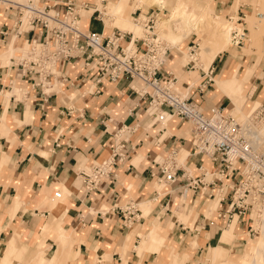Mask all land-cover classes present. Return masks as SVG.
Listing matches in <instances>:
<instances>
[{
  "label": "crops",
  "instance_id": "obj_1",
  "mask_svg": "<svg viewBox=\"0 0 264 264\" xmlns=\"http://www.w3.org/2000/svg\"><path fill=\"white\" fill-rule=\"evenodd\" d=\"M110 1L114 4L107 9L113 14L100 9V6L107 7L108 0H102L100 5L93 0L81 1L87 4V9L79 11L81 28L102 33L105 37L127 33L123 30L129 26L128 21L115 16H121L126 9L119 13L114 6L118 0ZM163 1V9H166V1ZM234 1L214 0L215 12L226 13L232 18L228 12ZM238 6L237 22L243 21V11L247 10L243 5ZM56 9L61 14L66 11L63 5ZM143 9L142 6L137 8L130 16ZM177 10L162 18L160 25L184 8ZM151 11L161 12L162 9L146 10ZM201 11L210 12L209 6ZM188 14L197 15L195 12ZM15 17V13L0 3V31L10 29ZM110 19L112 24L109 25ZM166 29L167 26L162 27V32ZM185 37L181 34L180 38ZM128 39L125 35L123 42L127 43ZM21 45L22 40L12 43L0 34V264H25L26 251L38 250L50 258L58 248L57 234L54 231L44 233L49 226L55 225L67 235H75L78 254L69 264H158L161 255L158 256L155 249L138 251L142 241L140 232H147L146 238L165 234L169 246L187 255L184 264H201L197 259L199 253L204 254L199 256L203 261L210 253L208 263L213 264L218 249L224 257L222 261H229L223 246L231 242L223 244V237L231 232L223 233L224 223L218 216L229 201L225 187L216 193L217 185L205 184L204 188L192 192L185 191L184 182L178 181L167 185L163 191L155 189L156 159L166 157L173 150L180 155L181 164L194 175H200V167L214 171V165L208 159L193 155L187 125L174 119L159 128L158 122H153L151 114L147 113L146 100L132 91V86L136 88L135 82L121 79L97 83L96 77H89L78 63L61 65L68 73V83L54 87L53 94L47 99L34 91L19 98L10 87L14 78L9 67L11 56L5 62L4 58L11 46L18 52ZM193 46L190 42L188 47L191 50ZM241 68L243 65L237 57L221 53L206 73L192 64L181 66L169 49L167 63L160 69L158 77L161 83L174 77L180 89L188 92L191 100L209 113L213 108L225 111L231 105L235 108V104L226 97L211 101L209 97L216 92L207 93L210 85H206L207 78L214 82L211 77L221 75L218 86L231 88L230 77L237 76ZM251 70L252 65L242 70L248 72L246 85ZM253 75L250 94L254 99L261 98L264 105V65L258 64ZM17 85L29 86L26 81L17 82ZM126 128L131 131L125 135V161L117 165L114 177L105 181L98 191L87 195L78 178V170L110 157L115 136ZM218 197L216 210L209 218L205 211ZM129 202L135 203L139 211L137 221L131 225L123 223L118 210ZM138 205L150 212L143 215ZM179 213L188 216L187 224L180 222ZM245 224V218L237 219V238L228 250L245 248L247 240L244 236L247 230L250 232ZM129 236H133L130 245Z\"/></svg>",
  "mask_w": 264,
  "mask_h": 264
},
{
  "label": "built area",
  "instance_id": "obj_2",
  "mask_svg": "<svg viewBox=\"0 0 264 264\" xmlns=\"http://www.w3.org/2000/svg\"><path fill=\"white\" fill-rule=\"evenodd\" d=\"M0 3L16 16L11 28L0 34L12 43L22 40L18 55L11 58L9 64L14 73L10 87H16L21 97L34 91L47 99L54 87L68 83V73L61 65L72 63H78L89 77H96L97 83L121 79L138 82L140 87L132 86L131 89L146 100L147 113L151 114L153 122L175 119L187 125L193 155L206 158L214 165L211 174L200 167L201 173L196 176L185 164L179 163L178 153L173 150L166 157L156 159V185L182 181L185 191L192 192L204 188L205 184L217 185V193L223 190L225 181L231 196L218 216L228 224L234 216L245 218L264 200V105L253 108L240 121L223 108H213L206 113L191 100L188 92L184 97L172 89L177 83L174 77L161 83L158 73L167 63L169 48L155 33L160 11L143 14L139 10L134 15L135 23L143 29L142 37L130 32L105 37L81 28L79 11L87 9L84 2L28 0L21 4L0 0ZM59 5L65 7L64 14L56 9ZM125 35L129 37L127 43L123 42ZM246 39L245 29L235 27L230 34V45L241 47ZM20 81L28 82L29 88L17 85ZM211 81L208 77L206 85ZM160 123L159 128H162L164 125ZM130 131L126 128L115 136L110 157L78 170V178L87 195L98 191L105 181L114 177L117 165L125 161V135ZM118 210L124 224L137 221L139 211L135 203L129 202Z\"/></svg>",
  "mask_w": 264,
  "mask_h": 264
},
{
  "label": "rangeland",
  "instance_id": "obj_3",
  "mask_svg": "<svg viewBox=\"0 0 264 264\" xmlns=\"http://www.w3.org/2000/svg\"><path fill=\"white\" fill-rule=\"evenodd\" d=\"M18 3L24 4L26 3L28 0H16ZM81 1H85V0H77V3H82ZM102 0H93V2L96 3V5H100ZM131 4L129 6H127L126 11L124 14L120 15H115L118 19H122V20H127L129 23V26L127 27L126 30L123 31H129L135 34V37H142L143 36V29L138 26L135 23L134 20V16L131 17L130 13L133 12L134 10H136L137 8H140L141 6L144 7V9L142 10L143 14L146 13V10L149 8H155L158 7L160 9L161 8V2L160 0H130ZM129 1V2H130ZM165 4L164 6L166 7V9H162L163 11L160 12L159 18H167L171 15V13L173 12L174 9H178L180 7L184 8V10H186L187 12H185L184 10L176 13L179 14L180 13H184L186 16H191L188 13H192L195 12L197 15L194 17H199L200 15H202L204 12H208L207 14H209L200 24L199 27H197V29L194 28V26L192 25V23H186V22H175V23H165V25L161 26V21L159 22V20L157 21L156 27H155V33L157 34V36L159 37V39L167 46V48H169L171 50V52L177 57L178 59V64H181V66H186L188 64H192L194 65L198 70L202 69L203 72H208L211 64L213 63L214 59L217 57V55L221 54V53H226V55L230 54L234 57H237V59L239 60L240 64L243 65V69L246 67L249 68V66L252 65V70H251V75L248 81V84L245 86L244 89H242L239 93V91L237 90V88L233 87H225V88H221L218 86L217 81L221 80L222 77L220 76H212L211 78L214 79L215 82L210 83L209 90L207 91L208 94H210L211 92L215 91L216 93L212 94L213 96H210V100H222V98L224 99L225 97L227 99H230L232 101V103L235 104V108L234 106H230L229 108L226 109V111L228 113H230L231 109H233L235 112H231L230 115L233 116L234 118L238 119V120H243L244 117L247 115V113L252 110L253 108L258 107L259 105H261V98L257 99V97L254 99L251 96V84H250V79L254 80L255 76L253 75V72L255 70V68L257 67L258 64H262V66L264 65V35H260L259 37V44L258 46H253L252 45V37L250 34V31L248 29V25L251 23V20L253 21H262L264 19V12L263 10L259 7L258 4V0H235L232 9L230 10V12H228V15L230 14L232 18V20H230V18H228L226 13H218L215 12L214 10V0H165ZM111 4V5H109ZM114 4V2L108 0L107 2V7L110 8L112 5ZM135 5V6H134ZM209 6V11H201L205 6ZM238 5H243L245 7H247V10L243 11L244 17H243V21H239L238 20V16L236 14V11L238 9ZM131 6L134 8L132 10H130ZM102 9V8H101ZM169 9V12L168 10ZM177 10V11H178ZM102 11H104V9H102ZM105 11H108L109 14H113L111 13L110 9H107ZM231 12H235L234 14H232ZM119 13H123V12H119ZM229 15V16H230ZM218 18H221L224 20L225 23L232 25L233 24V28L237 27V25L239 24V28H244L245 29V33L247 35V39L246 42L244 43L243 46L241 47H232L229 43L228 48L221 52L216 54L217 52L215 50H219V45L221 41V34H220V30L218 29L219 27V23L220 22L218 20ZM109 25L110 23L112 24V21L110 19V21L108 22ZM167 26L166 31L163 33L162 32V27ZM113 27V26H110ZM116 27V26H115ZM231 33V32H230ZM181 34H185V38L181 39ZM177 37V38H175ZM190 42L191 44L193 43L194 45L198 46V50L195 47L194 49H189L188 46H190ZM251 45V46H250ZM206 48H210L211 49V53L209 54H205L204 50ZM197 54V55H196ZM18 55V52L15 50H10L9 53L6 54L5 58H4V62L11 56V58H15ZM194 56V57H193ZM261 66V65H260ZM238 67V66H236ZM242 68L239 69L238 71V75L240 76L242 70ZM225 73V72H224ZM223 73V74H224ZM219 75V74H218ZM223 76V75H222ZM252 77V78H251ZM136 88L140 87V83L135 82ZM172 89L175 92L181 93L182 95L184 94L185 97V91H182L180 89L179 83H176L175 85L172 86ZM224 89H226V91H224ZM18 89L16 87L13 88V93H15L19 98H21L20 95V91H17ZM232 91V92H231ZM232 94V95H231ZM235 95V96H234ZM262 95L260 94V97ZM228 102V101H227ZM226 103V102H225ZM160 123V122H159ZM158 123V124H159ZM188 131H189V127H188ZM180 157V156H179ZM179 163L180 159H179ZM206 170L210 173V171L207 169ZM211 174V173H210ZM207 181H209V177L207 178ZM230 184V183H228ZM160 185V186H159ZM157 184L155 186V189H159L158 191H163L167 186L164 185V183H160ZM224 186L226 188V182L224 181ZM157 187V188H156ZM224 188V187H223ZM216 194V193H215ZM225 195H227L229 198L231 196L230 190L229 188H226V193ZM219 202V199L217 198L216 201L211 202V204H209L208 209L205 211V214L207 215V217H211L212 214H214L217 204ZM260 205L259 209H252V211L246 215L245 217V222H246V226L249 227L248 229L250 230V232L247 230L246 231V236H244L247 240V244L245 246V248H239L236 251L233 250H228L229 246H231L234 242V240L237 238V236L235 235V230H236V223H237V218L234 217L235 222L228 227V223H224L223 224V228L225 232H231L229 234V237L232 239L231 243L223 246L224 252H225V256L229 261H222V259L224 258L223 255H221L218 259H215L213 261V264H234L239 262V260H241L243 258V255L246 253L247 251V247L250 244L252 247V250L254 251L255 249V245L257 244L259 238H260V234H261V230H260V224L262 223L261 220V216L263 215V208H264V200L259 202ZM263 204V205H262ZM256 205V206H258ZM139 207V205H138ZM144 214L143 215H147L150 210H144L143 208L139 207ZM179 220L180 222H183L184 224H187L188 222V216L185 215V213H179ZM153 226V225H152ZM147 233V232H146ZM146 233L145 232H140L138 235L141 236L142 241L139 247H137L138 251L140 252L142 249H144V251H149L152 248L155 249L156 253H158V256L161 255L160 257V261L158 264H184L187 261V255L180 252L179 249H177L176 247H172L169 246L166 243V236L165 234L160 236H157V238H146ZM164 233V232H163ZM237 233V232H236ZM70 238L75 239V235H68ZM134 236V235H133ZM133 236H129L128 239V244L130 245ZM128 245V246H129ZM56 252V251H55ZM29 253V254H27ZM25 254V258L23 259L25 262V264H28V262H30L32 260L33 257L41 255L45 260H49L50 258H46L42 255V252L35 250V251H31V252H24ZM55 254V253H54ZM53 254V255H54ZM50 255V254H49ZM52 255V256H53ZM204 254H200L198 255L197 259H200V263L201 264H210L208 263V257L203 261L200 257ZM71 258L67 259V264H69V262L71 261ZM222 261V262H221ZM231 261V262H230Z\"/></svg>",
  "mask_w": 264,
  "mask_h": 264
},
{
  "label": "bare ground",
  "instance_id": "obj_4",
  "mask_svg": "<svg viewBox=\"0 0 264 264\" xmlns=\"http://www.w3.org/2000/svg\"><path fill=\"white\" fill-rule=\"evenodd\" d=\"M11 1L17 2L16 0H11ZM129 1L130 0H118L117 3L114 5L117 12L125 11V9L127 8L128 4H129ZM160 2H161L160 3L161 8L163 9V2L164 1L160 0ZM259 7L264 12V0H259ZM101 8L107 9L108 7L100 6V9ZM207 13L204 12L202 15H200L199 17L196 18L194 16H190V17L186 16L184 13L183 14L180 13V15H179V14H176V12H175L172 15L171 19L169 21H167L166 23H175V22H179V21L186 22V23H192L194 28L197 29V27H199V24L209 15ZM161 19L162 18H158L159 21ZM218 20L220 21V22H218L219 23L218 29L220 30V34L222 37L221 38L222 43L220 42L219 50H215L217 52L216 54L221 53L228 48V45L230 43V34H231L230 32L234 29L233 24L229 25V24L225 23L224 20L221 18H218ZM230 20H232V18H230ZM164 25H165V23H164ZM248 29H249L251 37H252V45L258 46V44H259L258 40H259L260 35H262V34L264 35V19L260 22L251 20V23L248 25ZM126 32H128V31H126ZM130 33H132V32H130ZM133 35L135 36L134 33H133ZM195 47L197 48V50L199 49L197 45H195ZM10 50L11 51L14 50L12 46H11ZM204 53L205 54L211 53V49L206 48L204 50ZM247 78H248V72L247 71H243L240 76L230 77L231 88L233 89V87L234 88L236 87L240 93V91L245 88ZM233 112H235V111L233 110ZM165 123H167V121H162L161 124H165ZM263 139L264 138H262V140ZM179 156L180 155H178V160H179ZM218 199L220 200L219 197H218ZM56 201L60 202V199H56ZM258 204H260V203H257L256 205H258ZM256 205L254 206V209H259L260 205H258V206H256ZM263 212H264V208H263ZM235 220L236 219L233 220V222L230 224V226L235 222ZM261 220H262V223L260 224V227H259L261 230V234H260V238H259L257 244L255 245L254 251L252 250V247L249 244L244 257L241 260H239V262L234 263V264H264V213L261 216ZM49 231H54L57 234L56 243H57L58 248H57L55 254L53 256H51L49 260H45L41 255L35 256L32 258V260L30 262H28V264H67L68 258L73 259L78 254V245H76V242H75L76 240L73 238H70L65 233V231L63 229L58 228L56 225L55 226H49L46 229L44 234L46 235V233H49ZM229 242H231V238L229 237L228 234H226L223 237V244H227ZM221 255L222 254L220 253V249L216 250L212 260L214 261L215 259H218Z\"/></svg>",
  "mask_w": 264,
  "mask_h": 264
}]
</instances>
